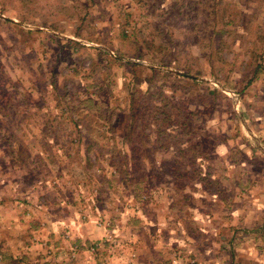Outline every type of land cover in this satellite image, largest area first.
Wrapping results in <instances>:
<instances>
[{
	"label": "rangeland",
	"instance_id": "374dc122",
	"mask_svg": "<svg viewBox=\"0 0 264 264\" xmlns=\"http://www.w3.org/2000/svg\"><path fill=\"white\" fill-rule=\"evenodd\" d=\"M160 107L169 119L156 134ZM187 139L201 148L183 158ZM225 142L227 164L264 173V0H0V247L22 263L80 264V222L94 216L106 254L120 243L107 228L128 226L149 243L157 223L149 255L158 260L264 264V226L234 227L238 169L214 157ZM199 151L209 159L191 162ZM199 162L216 170L201 183L212 203L188 197L204 175L174 190L158 183L170 167ZM225 216L231 236L221 247L226 230L215 223Z\"/></svg>",
	"mask_w": 264,
	"mask_h": 264
},
{
	"label": "crops",
	"instance_id": "0c3cea01",
	"mask_svg": "<svg viewBox=\"0 0 264 264\" xmlns=\"http://www.w3.org/2000/svg\"><path fill=\"white\" fill-rule=\"evenodd\" d=\"M251 136H253V135H251ZM148 139L152 140L150 137ZM84 141H85L84 143H86V147H87L88 137H86V139ZM95 141H97V140H95ZM123 141H124L123 142V144H124L125 140H123ZM247 141L248 142L246 143L245 146H250V147H253L254 149L257 148V147H255L253 141L251 139H249L248 137H247ZM225 143L226 144L222 146V148H223L222 151L218 152L216 150V152H215L216 156H214V157L220 158L221 161H223V163L224 162L226 163L224 166H222V169H225L227 171H229V169H233V168L238 169L237 170L238 176L234 179L235 181L231 180V182L233 181L232 184L235 188V193L233 192L231 201L234 202V199H235L238 202L237 203L238 207L240 208L238 210V207H236L237 216L235 217V221L233 222L235 225L234 227L240 226L243 228V230H246V228H249V227L252 228L253 226H255V227L261 226V225L264 226V173L263 174L254 173V170H252L250 164L246 165L248 168L250 166V169L248 171L247 170L248 168H246V166H243L242 165L243 163L241 164V161H238L237 163H235L236 161L234 160L232 165L227 164V162H229V157H230L228 155H229L230 151H232L233 148L229 149L227 142H225ZM237 149H239V150L238 151L236 150V152H240L243 154L245 152L249 153V151L252 150V149L248 148V151H246L242 147H239ZM155 150H156V152H154V154H151V155H152V157L154 155V158L158 159L157 157L161 156V154L158 153L159 148L153 149L152 151H155ZM257 150H258L257 154L263 157V154L261 153L263 151L259 148ZM82 151H83L82 152L83 154L89 153V152H86L85 149H82ZM150 156L147 157L146 159H144V162L149 163L150 162V160H149ZM199 166H200V169H199ZM199 166L197 168V170L199 171V174H201V176H203V174L205 172H207V173L209 172L211 178L209 177V174L204 175V177H206L205 179H204V177L200 178L199 181H197L194 184L195 189L199 188L201 186V183H204V181L206 183L211 182V180H208V179H213L214 175H212V174L216 171V170L212 171L210 165L209 166L207 165V167H203L202 169H201V165H199ZM170 168H171V170H170ZM170 168H169V170L171 171L170 172L171 177L168 175L169 176L168 178H166L164 180H158L159 181L158 183L167 182L166 188L174 190L173 189L174 186L176 184H178L179 174L180 173L187 174V173H189L190 169L189 168L177 169L176 167L175 168L170 167ZM159 169H160V167L156 168V170H154V172L157 173L159 171ZM250 171H252V172L250 173ZM142 172H143V174H142L143 178L148 179L149 174H150L148 164H146V163L143 164ZM128 173H131V171H129ZM172 174H178V176L172 175ZM188 176H189V174H188ZM215 181L217 182V180H215ZM230 183L228 182V184H229L228 187L230 186ZM213 184H215V182H213ZM226 186H227V182H226ZM178 189H179V191L181 189H183L181 184L178 187ZM218 190H220V195L218 194L220 196V202H221V200H226V203H228V200H227L228 197H225L226 195H224V192H225V190H227V187H224V189H222L221 185H220V188ZM183 193H184V197H186L187 196L185 194L186 191H184ZM200 193L196 194V191L193 192L190 190V192L188 191V194H189L188 197L190 199H194L193 195H197V197L199 198V200L202 203L207 202L206 200H204L206 195L211 197L210 203H212V201L215 200L214 198L217 197L215 193L209 194V192L205 188H203L202 186L200 189ZM224 197L226 199H224ZM245 201L250 203V204H247V207L245 206L246 203L244 205H242V203ZM258 202H259V205H258ZM248 207H249V209H247ZM244 208L247 210H245ZM95 210L97 212V215H99L100 210L102 211L103 209L100 208L98 205H95ZM213 217L214 216H211V215L210 216L204 215V218H201V221L202 222H205V221L210 222ZM95 218H94V216H92V218L91 217L89 218L92 221V224H91V221L86 222V223L80 222V230H78V232L80 231V240L79 239L77 240L78 245L80 244V264H102V263H105V264H181L180 262L178 263V262H175L174 260H172L171 262L170 261L164 262V261L158 260L155 257L149 255L150 254L149 253V251H150L149 247L153 248L156 245H158V244H155V242H153L154 240L152 239L153 235H155L157 233V231L159 230V226L157 225V223H154V226H156V228H150V230L152 231V236L149 235V232H147V231L145 232L144 238H147V240H149V243H147L146 240H145V242H143L142 238H139L138 235H136V233L132 232L133 230H130L128 233H126L127 234L126 235L125 234L126 231L123 232V230H126L125 228H127L128 226L122 227L121 229L119 228L120 230L110 229L111 227L107 228L106 232L109 233L110 235H114V237H116L117 242L120 241L121 245H120V243L119 244L117 243V245L114 246V248L115 247L116 248L114 250L112 249L114 251V253L116 252V254H112L113 252H108L109 254H106L105 253L106 250L101 251V248L103 247V244L105 246V244L107 245L108 243H106L104 241L105 238L103 237V234H102L103 228L96 226L94 224ZM195 219H196V216H195ZM195 219L193 218V220H195ZM224 219L226 221H223L224 222L223 224L220 223V221H222L223 218H221L219 220V222L215 223L216 227L220 226L219 227L220 229L222 228V229L226 230L225 231L226 234H223L220 236L221 240L219 242L222 243L223 238H224L223 240H225V242L220 244L221 247H224L226 245V240L228 238H230V236H231V233H230L231 228H229V222L227 221V217L225 216ZM175 222L179 223L178 220H176ZM208 222H207V225H209ZM215 232H217V230ZM217 237H218V235H217ZM174 241L175 240H173V239L171 240V242H174ZM101 242H103V244H101ZM0 244H2V243H0ZM26 244L27 243H25L24 246H26ZM29 245H31V243ZM29 245H27V246L29 248H31L32 246H29ZM92 245H94L96 247H92ZM4 246H7V244ZM27 246L25 247L27 249V252H25V253H28V250H29V248H27ZM90 248H91V250H94V248H95V251H93V252H96L94 254V256H93V254H91ZM18 255L19 254H16L14 252V249L10 250V255H9L11 257L10 261L6 262L5 260H3V256L0 255V264H25V263H22L21 260L22 259L26 260L27 258L19 257ZM131 256H133V257L130 258ZM134 256L136 258H134ZM127 261H130V262L127 263ZM28 262H29V260H28ZM28 264H30V263H28Z\"/></svg>",
	"mask_w": 264,
	"mask_h": 264
},
{
	"label": "trees",
	"instance_id": "16d2710c",
	"mask_svg": "<svg viewBox=\"0 0 264 264\" xmlns=\"http://www.w3.org/2000/svg\"><path fill=\"white\" fill-rule=\"evenodd\" d=\"M124 22H126V19L124 20ZM28 32H29V30H28ZM132 35H133V31H130L129 32V36H132ZM155 94H157V92H155V93L152 92V93H150V96L152 97ZM157 95L160 96L161 94H157ZM121 111H122L121 114H122V116L124 118V116H125V109H121ZM134 113H135V110H134V108H132L131 109V112H130V116L132 118H133ZM158 113L161 114V117H159V116L156 115V117L154 118V120H156L155 122H157V124H156V131H157L156 134L157 133L158 134L163 133L162 130H160V128L164 124L163 122L164 121H167L169 119V115L166 112H164L163 110H161V107H160V111ZM118 118H119V116L118 117L116 116V119H114V120L117 121ZM107 120L109 122L108 124L110 125V128L112 129L113 128L114 121H109L110 119H107ZM158 120H161L162 123L159 122ZM181 123H184V122H181ZM130 124L133 125V123H130ZM184 127L186 129H188L187 133H190L191 132V127L188 126V124H186ZM124 129H125V126H124ZM125 137L126 136L124 135L123 138L125 139ZM184 142L188 146L186 148H184L182 151L179 150V155L182 156L183 158L185 157V153L186 152H188V151H196V148H201V144H200L199 141L193 142V141L187 139V140H184ZM203 153H205V154H203ZM208 156H209V154H207L206 152L199 151V152H197V153H195L194 155L191 156V158H192L191 162H193V160L195 158H198L199 161H202L204 158L209 159ZM110 157L113 158V157H115V155L114 154H111ZM235 161H236L235 163H237V160L236 159H235ZM87 162H89V160H87ZM199 165H200V162H199ZM196 171L197 170H195L194 168L191 167L189 173H187V174L180 173L179 174V178H188V174H189V176H191V175H198L199 174V171H197V172ZM205 174H210V173L209 172L208 173L205 172L203 175H205ZM172 175L178 176V174H172ZM130 177H131V180L134 179L132 173L130 174ZM140 180L141 181H139V180L138 181H134V183L138 186V188L142 189V185L144 183V180L143 179H140ZM142 181H143V183H142ZM217 192L220 193V190H217ZM0 255L3 256V260H5L6 262H9L10 261V258L11 257L9 256L10 253H9V251H8L7 248H1L0 247Z\"/></svg>",
	"mask_w": 264,
	"mask_h": 264
}]
</instances>
